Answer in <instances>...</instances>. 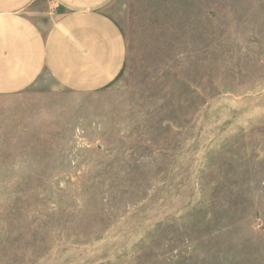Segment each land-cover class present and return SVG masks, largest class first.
<instances>
[{
  "label": "rangeland",
  "instance_id": "1",
  "mask_svg": "<svg viewBox=\"0 0 264 264\" xmlns=\"http://www.w3.org/2000/svg\"><path fill=\"white\" fill-rule=\"evenodd\" d=\"M103 90L0 97V264H264V0H112Z\"/></svg>",
  "mask_w": 264,
  "mask_h": 264
},
{
  "label": "crops",
  "instance_id": "2",
  "mask_svg": "<svg viewBox=\"0 0 264 264\" xmlns=\"http://www.w3.org/2000/svg\"><path fill=\"white\" fill-rule=\"evenodd\" d=\"M112 0H0V97L50 78L68 92L105 89L127 55Z\"/></svg>",
  "mask_w": 264,
  "mask_h": 264
}]
</instances>
